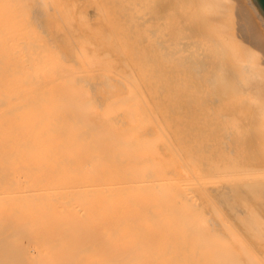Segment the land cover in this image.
Here are the masks:
<instances>
[{"label": "bare ground", "instance_id": "1", "mask_svg": "<svg viewBox=\"0 0 264 264\" xmlns=\"http://www.w3.org/2000/svg\"><path fill=\"white\" fill-rule=\"evenodd\" d=\"M0 264H264L247 0H0Z\"/></svg>", "mask_w": 264, "mask_h": 264}, {"label": "rangeland", "instance_id": "2", "mask_svg": "<svg viewBox=\"0 0 264 264\" xmlns=\"http://www.w3.org/2000/svg\"><path fill=\"white\" fill-rule=\"evenodd\" d=\"M97 16H98V15L96 14L94 17H97ZM91 24H92L91 26H92V30H93V31H92V30H89V29H88V30H85V32H87L88 35H91V36H92V33H94L95 31L98 32V33H97L98 36H99V34H102V33H103V31H104V29H103V27H104L103 24H104V23H103V22L98 21V22L96 23V20H95V19H92ZM95 25H96L97 27H95ZM100 26H103V27H100ZM94 27H95V28H94ZM98 27H99V28H98ZM93 38L96 39V37H94V36H93ZM106 42H107V41H106ZM102 44H103V43H102ZM105 44H106V43H105ZM105 44L101 45L102 48H105L106 46H108V45H105ZM107 44H108V43H107ZM119 56H120V55H119ZM98 65H99V64H98ZM98 65H94V66L96 67V66H98ZM100 65H101V66H100V69H102V68H103V66H102L103 64H100ZM104 65H105V64H104ZM74 67H75L76 69H80V68L83 69L84 66L82 67V66H75V65H74L72 68L74 69ZM104 67H106V66H104ZM92 68L94 69V67H92ZM100 69H99V67H98V70H100ZM95 71H97V67H96V70H95Z\"/></svg>", "mask_w": 264, "mask_h": 264}, {"label": "water", "instance_id": "3", "mask_svg": "<svg viewBox=\"0 0 264 264\" xmlns=\"http://www.w3.org/2000/svg\"><path fill=\"white\" fill-rule=\"evenodd\" d=\"M264 27V0H247Z\"/></svg>", "mask_w": 264, "mask_h": 264}]
</instances>
